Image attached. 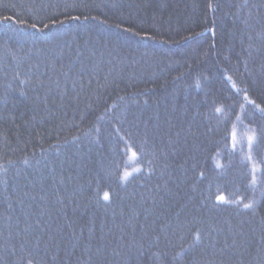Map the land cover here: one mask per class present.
<instances>
[{"label": "trees", "instance_id": "1", "mask_svg": "<svg viewBox=\"0 0 264 264\" xmlns=\"http://www.w3.org/2000/svg\"><path fill=\"white\" fill-rule=\"evenodd\" d=\"M262 110L264 0H0V264H264Z\"/></svg>", "mask_w": 264, "mask_h": 264}, {"label": "snow or ice", "instance_id": "2", "mask_svg": "<svg viewBox=\"0 0 264 264\" xmlns=\"http://www.w3.org/2000/svg\"><path fill=\"white\" fill-rule=\"evenodd\" d=\"M210 7H211V5H210ZM66 19L79 20L80 17H79V16H66ZM85 19H87V17H85ZM104 22L106 23V21H104ZM51 23H52L53 25H55V24L57 23V21H56V20H52ZM59 23H64V21H59ZM31 27L34 28V29H37V25H36V24H32ZM48 27H49V25H48V24H45V25L43 26V28H38L37 30H38V31H43L44 29H46V28H48ZM116 27L119 28L120 25H116ZM123 31H124V32H130V33H132V34H134V35H137V36H140V35H141L140 32H139V31H135L133 27H125V28H123ZM141 38H142V39H149V38H151V37H150L147 33H145ZM234 86H235V85H234ZM217 111H219V109H217ZM262 111H264V110H262ZM255 139H256L255 136L249 137V143L251 144L252 142L255 141ZM135 155H136V153H133V156H135ZM129 175H130V173H125V174H124V177H122V178H123V179H126ZM104 199H105V200H108V199H109V195H108V193H105V195H104ZM217 200H219V201H225V197L222 196V195H221V196H218V197H217ZM244 207H245V208H251V207H252V204H244ZM196 238L199 239V236L197 235ZM29 264H31V261H29Z\"/></svg>", "mask_w": 264, "mask_h": 264}, {"label": "rangeland", "instance_id": "3", "mask_svg": "<svg viewBox=\"0 0 264 264\" xmlns=\"http://www.w3.org/2000/svg\"><path fill=\"white\" fill-rule=\"evenodd\" d=\"M233 138L236 139V135L235 134L233 135ZM237 138L241 139V140H245L244 137H243V134L237 135Z\"/></svg>", "mask_w": 264, "mask_h": 264}]
</instances>
